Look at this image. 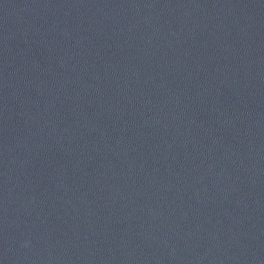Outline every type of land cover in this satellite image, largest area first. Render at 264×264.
Segmentation results:
<instances>
[{"label": "water", "instance_id": "1", "mask_svg": "<svg viewBox=\"0 0 264 264\" xmlns=\"http://www.w3.org/2000/svg\"><path fill=\"white\" fill-rule=\"evenodd\" d=\"M0 264H264V0H0Z\"/></svg>", "mask_w": 264, "mask_h": 264}, {"label": "clouds", "instance_id": "2", "mask_svg": "<svg viewBox=\"0 0 264 264\" xmlns=\"http://www.w3.org/2000/svg\"><path fill=\"white\" fill-rule=\"evenodd\" d=\"M25 243H28L27 241H25Z\"/></svg>", "mask_w": 264, "mask_h": 264}]
</instances>
